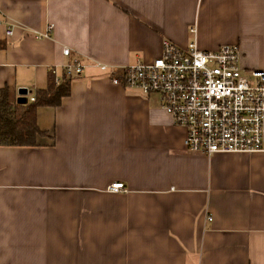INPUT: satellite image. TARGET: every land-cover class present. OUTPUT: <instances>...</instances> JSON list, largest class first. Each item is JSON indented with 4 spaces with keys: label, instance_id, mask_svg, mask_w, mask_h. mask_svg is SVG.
I'll return each mask as SVG.
<instances>
[{
    "label": "crops",
    "instance_id": "1",
    "mask_svg": "<svg viewBox=\"0 0 264 264\" xmlns=\"http://www.w3.org/2000/svg\"><path fill=\"white\" fill-rule=\"evenodd\" d=\"M163 40L237 45L244 72L264 71V0H0L10 102L73 58L86 66L37 110L35 147H0V264H264V151L188 152L157 97L94 66L150 62Z\"/></svg>",
    "mask_w": 264,
    "mask_h": 264
},
{
    "label": "built area",
    "instance_id": "2",
    "mask_svg": "<svg viewBox=\"0 0 264 264\" xmlns=\"http://www.w3.org/2000/svg\"><path fill=\"white\" fill-rule=\"evenodd\" d=\"M51 30L48 25L45 33L32 34L43 39ZM6 35L11 36L12 29ZM62 55L71 57L70 49L62 48ZM94 66L114 86L157 97L173 124L184 129L188 152L210 157L264 151V71L244 72L237 45L202 51L195 42L180 47L163 40L160 56L150 62L137 58L118 68L102 63ZM85 68L73 58L63 67L62 78H79ZM61 81L56 77V85ZM28 101L34 102V97ZM107 190L127 192L122 183H113Z\"/></svg>",
    "mask_w": 264,
    "mask_h": 264
},
{
    "label": "trees",
    "instance_id": "3",
    "mask_svg": "<svg viewBox=\"0 0 264 264\" xmlns=\"http://www.w3.org/2000/svg\"><path fill=\"white\" fill-rule=\"evenodd\" d=\"M4 43H0V49ZM63 70L57 73L49 70L47 86L34 94V102L20 104L10 102L6 89L0 92V147L32 148L36 146V139L45 136L37 125V110L39 108L58 107L63 98L69 95L70 84L73 79H63ZM56 77L62 79L56 85Z\"/></svg>",
    "mask_w": 264,
    "mask_h": 264
},
{
    "label": "water",
    "instance_id": "4",
    "mask_svg": "<svg viewBox=\"0 0 264 264\" xmlns=\"http://www.w3.org/2000/svg\"><path fill=\"white\" fill-rule=\"evenodd\" d=\"M18 93H19V95H21V96H25V95L27 94V91H25V90H20ZM17 103L25 104V103H26V99H19V100L17 101Z\"/></svg>",
    "mask_w": 264,
    "mask_h": 264
}]
</instances>
